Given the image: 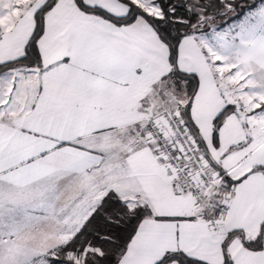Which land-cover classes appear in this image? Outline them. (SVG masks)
I'll use <instances>...</instances> for the list:
<instances>
[{
	"label": "snow or ice",
	"instance_id": "obj_1",
	"mask_svg": "<svg viewBox=\"0 0 264 264\" xmlns=\"http://www.w3.org/2000/svg\"><path fill=\"white\" fill-rule=\"evenodd\" d=\"M0 264H264V0H0Z\"/></svg>",
	"mask_w": 264,
	"mask_h": 264
}]
</instances>
